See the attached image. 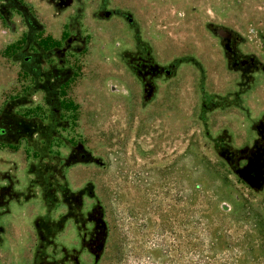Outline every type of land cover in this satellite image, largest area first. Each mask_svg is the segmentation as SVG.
<instances>
[{
    "label": "rangeland",
    "instance_id": "374dc122",
    "mask_svg": "<svg viewBox=\"0 0 264 264\" xmlns=\"http://www.w3.org/2000/svg\"><path fill=\"white\" fill-rule=\"evenodd\" d=\"M0 127V264L222 248L264 218V0H0Z\"/></svg>",
    "mask_w": 264,
    "mask_h": 264
},
{
    "label": "trees",
    "instance_id": "16d2710c",
    "mask_svg": "<svg viewBox=\"0 0 264 264\" xmlns=\"http://www.w3.org/2000/svg\"><path fill=\"white\" fill-rule=\"evenodd\" d=\"M138 76L141 72L133 69ZM141 77V76H140ZM145 88L147 84L142 80ZM74 199L79 203L80 199L77 194H73ZM247 202L242 203V213H228L220 212L222 217L228 216L232 221L240 222L247 221L246 230L243 231V235L234 237L232 241L225 242L222 248L220 247L217 239L209 237V241L206 244L207 248L203 246V240L196 237V233L189 228L190 222L193 221V217L181 218V264H264V218L259 213L251 214V210L246 207ZM247 208V210H245ZM94 209H91L88 215H92ZM72 217V216H71ZM73 218V217H72ZM75 219V218H73ZM92 219V218H91ZM92 227V242L101 234L102 228L97 227L96 222L91 220ZM76 222L75 221V225ZM221 222L224 219L221 218ZM196 225L202 228V230H208V227L201 221H196ZM80 227V226H79ZM206 230V231H207ZM37 234L39 235V228H37ZM208 234L210 231L208 230ZM92 242H88L92 243ZM227 250L229 252L225 256L216 257V251ZM100 250V245L94 246V251ZM215 254V255H214ZM168 259V258H167ZM170 260V259H169ZM170 262H172L170 260Z\"/></svg>",
    "mask_w": 264,
    "mask_h": 264
},
{
    "label": "water",
    "instance_id": "95a60500",
    "mask_svg": "<svg viewBox=\"0 0 264 264\" xmlns=\"http://www.w3.org/2000/svg\"><path fill=\"white\" fill-rule=\"evenodd\" d=\"M103 15L105 17H107L109 15V12H104ZM132 19L129 18L128 22H131ZM220 34H223L222 31H220ZM165 72L168 74L169 70H165ZM236 173L238 174V176L241 178V180H243L244 182H247L249 185H257L259 183V181H257V178H255L252 175V168L250 167V163L246 164V166L239 168L236 170ZM258 177H260V173L257 174Z\"/></svg>",
    "mask_w": 264,
    "mask_h": 264
},
{
    "label": "flooded vegetation",
    "instance_id": "af4514ba",
    "mask_svg": "<svg viewBox=\"0 0 264 264\" xmlns=\"http://www.w3.org/2000/svg\"><path fill=\"white\" fill-rule=\"evenodd\" d=\"M104 16V15H103ZM109 16V15H108ZM105 17V16H104ZM127 20H128V18H127ZM22 60L24 61V62H26V63H31L32 61H33V58L31 57V56H29V55H27V56H24L23 58H22ZM138 72H140V71H138ZM6 133H7V131L5 130V128H3V127H0V138L1 137H3V136H5L6 135ZM249 163H250V167L252 168V175L255 177V178H257V181H259V178L262 176V174H261V172H256V166H255V164H253V162L251 161H249ZM264 165V162H262L261 163V166H263ZM260 173V177H258L257 176V174H259ZM97 227H99L98 225H96ZM94 237V236H93ZM35 264H38V262H35Z\"/></svg>",
    "mask_w": 264,
    "mask_h": 264
}]
</instances>
